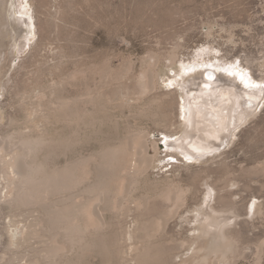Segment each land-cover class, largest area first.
Returning a JSON list of instances; mask_svg holds the SVG:
<instances>
[{"label":"rangeland","instance_id":"rangeland-1","mask_svg":"<svg viewBox=\"0 0 264 264\" xmlns=\"http://www.w3.org/2000/svg\"><path fill=\"white\" fill-rule=\"evenodd\" d=\"M12 6L17 9L19 6L18 10L24 6L27 11L24 17L31 22V26L22 23L26 31L20 40L2 28L6 11ZM0 49V136L35 128L40 130L35 135L45 132L48 138L64 139L74 134L80 124L60 120L71 109L65 108L67 113L56 109L50 117L49 110L57 107L53 102L61 97L76 99L78 104L72 106H77L79 113L95 112L104 119L99 136L84 138L67 152L54 153L47 159L52 167L90 156L102 144L119 142L138 131L148 132L150 142L155 139L163 143L162 139L170 134L177 137L172 131L183 120L181 97L172 91L174 85L169 78L185 65L209 60L216 54L225 61H238L248 69L250 83L255 82L254 88H258L261 96L246 95L250 97L248 102L258 99V103L244 104L247 113L240 115L230 130L231 142L226 140L208 160L195 159L192 164L180 161L186 159L183 153L177 154L179 159L162 148L159 159L144 174L147 183L142 182L133 192L131 206L146 194L154 201L159 200V193L172 182L188 189L185 203L153 237L164 243L163 264H181L183 257L192 253L186 241L196 233L194 212L205 201L208 190L212 192L209 185L214 184L216 198H229L242 213L235 226L239 231L236 232L239 253L231 264H264V252L259 251L264 241V171L256 169L264 161V0H0ZM153 54L160 58L162 79L159 88L147 91L149 96L147 92H139L142 88L137 87L135 79L144 75ZM174 55L176 61L170 65V57ZM208 66L203 70L214 68ZM216 70V76H226L241 87L247 86L218 67ZM92 92L100 94L110 116L98 111L95 100L90 99ZM139 96L143 99H137ZM151 96L163 98L169 123H176L171 128L164 127L153 116L137 112ZM226 168L231 169L229 174H225ZM84 174V170L79 171V175ZM6 185L7 180L0 176L3 196L8 190ZM76 199L81 200L80 193ZM256 201L259 211L255 215ZM42 203L14 207L4 199L0 201V264H26L36 249L43 246V238L34 234L15 247L20 253L18 259H7L11 255L8 248L11 235L17 227L26 231L41 228L35 223ZM100 212L112 223L107 232H101L108 248L92 244L77 247L68 256L75 264H137L136 244H141L149 232H134L138 224L136 211ZM153 216L158 218L159 213ZM92 235L89 233V239L95 236Z\"/></svg>","mask_w":264,"mask_h":264},{"label":"bare ground","instance_id":"bare-ground-1","mask_svg":"<svg viewBox=\"0 0 264 264\" xmlns=\"http://www.w3.org/2000/svg\"><path fill=\"white\" fill-rule=\"evenodd\" d=\"M18 9L12 6L10 10L6 11V22L2 24V28L8 35L11 34L20 40L19 37L26 31L23 29L22 23L31 26V22H27L24 17L27 12L26 8L23 6L20 10ZM18 11L20 17H17ZM23 42H20V45ZM23 44L22 47H24ZM13 45L17 47L15 43ZM151 57L149 61L152 59L153 61L149 62L143 70L144 75H139L135 79L137 87L142 88L139 92L143 94L159 88L162 79L159 56L153 54ZM170 59V65L174 64L175 55ZM228 61L214 54V57L209 60L204 59L191 65H185L183 70L176 74L173 73L175 75L169 78L174 85L172 91L177 93L179 98L181 97L183 120L172 131V133H176L177 137L175 134H166L164 139L161 138L163 143L155 139L150 142L148 132L138 131L129 134L119 142L104 143L94 154L71 161L65 166H49L47 159L54 153H65L74 148L82 139L92 137V135L99 136V126L104 121L97 117L95 112L79 113L78 108L76 109L77 106H72L73 103L74 105L78 104L76 99L67 100L66 98L61 99L62 97L56 102L52 100L53 103H57L55 105L57 107L49 112L51 114V112L57 111L56 109L58 111H63L65 108L71 109L70 114L63 115L65 118L62 117V119H60V115L59 119H68L71 124L72 122L80 124L74 134L64 139H57L58 136L48 138L45 132L35 135L40 131L35 128L34 131L20 130L17 134L6 133L0 136V176L7 180L6 187L8 188L4 196L0 194V201L4 199L14 207L37 201L43 202L35 223L36 225L40 224L41 228L26 231L23 227H17V230L11 235L8 245L11 255L7 259H18L20 253L14 250L15 247H19L23 243V239L27 240L34 234L42 237L44 244L41 248L36 249L26 264H75L74 260L70 258L71 255L68 256V254L77 247L79 249L95 244L107 249L104 242L105 235L103 236L102 233L107 232V228L112 223L103 218L100 212L103 209L118 214L136 211L138 224L134 228V232L143 231L145 234L149 232L147 237L140 242L141 244H136V254H134L138 261L137 264H163L164 258L166 259L164 243L154 240L153 237L161 232L164 223L173 217L185 203L188 189L181 184L172 182L159 193L160 199L156 198L157 201L152 200L151 196L146 194L136 199V204L132 207L131 198L133 192L141 186L142 182L146 181L145 183H147L144 174L159 159L162 148L171 152L172 156L180 152L183 153L186 159H180L178 155L176 157L180 161L183 160L184 163L192 164L195 159L198 161L208 160L209 155L213 152L216 153V150L221 148V144H225L226 140L231 142L229 139L230 130L239 119L238 117L247 113L244 104L248 105L252 102H248L250 97H246V95L258 96L259 92L258 88H254L255 86H250L254 90L252 93L250 88L247 89L249 86L244 88L229 77L216 76L218 67L221 71L223 70L222 73L225 75L229 74L239 79L240 75H243L244 79L249 80L250 83L248 69L239 65L238 61ZM206 66L214 68L203 70ZM185 72L187 73L185 74ZM235 73L240 75H235ZM170 92L166 94H170ZM89 95L91 100H95L98 111L108 114L100 94L92 92ZM242 98H245L244 101L247 103H243ZM137 99L141 100L143 97L139 96ZM52 102L49 104L52 105ZM254 102L256 104V101ZM254 102L252 103L254 104ZM254 110L256 109L254 108ZM137 112L157 118L161 125L167 128L176 124L169 123V114L164 109V100L161 96L148 97ZM60 113L62 114V112ZM46 115H48L47 112ZM46 115L44 116L46 117ZM33 120L29 121L34 123ZM74 125L76 126L75 123ZM90 129L94 134H90ZM43 155L44 158H42ZM221 155L223 153L218 156ZM79 169L84 170L85 174L79 175ZM226 169L225 174H229L231 169ZM256 169L264 171V161ZM209 189L212 192L208 190V194L204 197L205 201H202L196 210L194 209L192 221L195 222L193 231L196 233L186 241L192 253L183 257L180 261L181 264H231L239 253V238L236 234L239 231L235 226H237L242 213L237 204L229 198H216L215 191L217 189L214 184H210ZM76 191H79L81 200L76 199L79 194L77 192L75 197ZM253 206L256 215L259 211L257 201ZM246 210L248 214V205ZM156 212L159 213L158 218L153 216ZM89 233L91 235L94 233L95 236L92 235L93 238L89 239ZM82 251L84 250L82 249ZM259 251L260 253L264 252V241L259 245Z\"/></svg>","mask_w":264,"mask_h":264},{"label":"snow or ice","instance_id":"snow-or-ice-1","mask_svg":"<svg viewBox=\"0 0 264 264\" xmlns=\"http://www.w3.org/2000/svg\"><path fill=\"white\" fill-rule=\"evenodd\" d=\"M235 75H240V74H239V73H235ZM209 78H211V77H209ZM240 79H241V80H242L247 86H256V85L250 84L249 81L245 80L243 75H240Z\"/></svg>","mask_w":264,"mask_h":264},{"label":"water","instance_id":"water-1","mask_svg":"<svg viewBox=\"0 0 264 264\" xmlns=\"http://www.w3.org/2000/svg\"><path fill=\"white\" fill-rule=\"evenodd\" d=\"M256 103H258V99H255Z\"/></svg>","mask_w":264,"mask_h":264}]
</instances>
